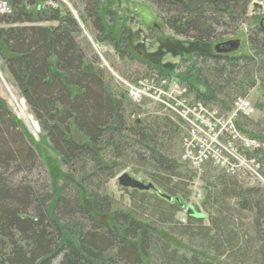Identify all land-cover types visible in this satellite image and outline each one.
Wrapping results in <instances>:
<instances>
[{
	"label": "trees",
	"instance_id": "16d2710c",
	"mask_svg": "<svg viewBox=\"0 0 264 264\" xmlns=\"http://www.w3.org/2000/svg\"><path fill=\"white\" fill-rule=\"evenodd\" d=\"M6 1L12 14L0 15V72L23 98L58 161L41 155L0 99V264H52L57 258L59 264H212L178 256L179 246L163 233L183 242L199 238V249L212 258L230 252L228 264H264V189L243 188L242 177L222 171L215 177L202 202L214 214L210 225L187 218L199 226L196 233L173 219L183 209L180 198L155 194L150 198L158 211L151 212L147 192L121 189L130 191L128 208L109 196L108 183L127 167L161 194L160 189L176 193L173 178L190 177L181 174L176 160L184 123L161 112H145L139 119V106L125 100L123 89L125 96L112 93L104 72L87 66V49L78 43V25L68 11L42 7V0ZM141 1L179 37L157 41V55L185 65L176 75L175 64L137 58L134 35L123 25L104 28L95 0H79L80 20L89 23L98 41L112 45L119 60L152 64L159 77L175 79L195 101L223 114L231 111L235 96L244 98L256 88L258 78L264 82V10L249 18L252 0ZM247 21L253 27L245 30L241 26ZM47 23L55 25L43 26ZM240 37L247 50L239 54L211 49ZM240 118L245 116L237 118V128L259 140L248 135ZM257 156L264 157V148ZM206 165L212 166L201 169ZM41 167V180H31ZM231 199L238 201L237 210L228 206ZM242 212L252 214L250 232L234 234L231 226Z\"/></svg>",
	"mask_w": 264,
	"mask_h": 264
},
{
	"label": "rangeland",
	"instance_id": "374dc122",
	"mask_svg": "<svg viewBox=\"0 0 264 264\" xmlns=\"http://www.w3.org/2000/svg\"><path fill=\"white\" fill-rule=\"evenodd\" d=\"M56 1L55 3L58 4V7L60 10H66L70 13V15L74 18V20L77 22L79 33L77 35V41L82 46V48L87 49V66H90L91 69H99L104 72L105 80L107 81V84L109 88L111 89L112 93L115 92V94H118L120 96L123 95L122 88L116 83L115 78L111 75L110 71L107 69V67L118 76V78H122L124 80L128 81H135L138 79H146L149 76H158L159 72L156 70H153L150 65L146 64H139L138 62L127 61V60H119V57H117L115 51L113 52L114 48L111 44L100 42L96 39L94 31L91 29V26L89 23L84 24L81 22L80 18L83 15L82 9L83 6L79 2V0H64L63 1ZM257 2L259 5L262 6V10H256L249 7V13L248 17L253 18L254 16L263 15L264 10V0H253ZM95 2L99 5L100 15L102 16V19L104 21V28H119L120 26L124 25L125 28L129 29L132 32V35H134V39L132 40V44L135 42L138 43L141 40V36L148 38L151 40V38L156 34V28H139L138 25L142 24L143 22L148 24H157L160 27V34L155 35L156 38H158L155 41H163L167 37H174L178 38V36L174 35L172 31L168 30L160 21L159 17L155 13L154 9H152L147 3L142 2L141 0H95ZM42 7H46L43 2H41ZM113 18V19H111ZM113 20V21H112ZM55 23H47L43 26H54ZM252 22H245L241 26V28L247 30L246 28H251ZM253 27V26H252ZM139 31L141 32V35H138L136 38L135 32ZM181 39V38H180ZM240 41V48L238 51H236V54H239L242 52L243 49H246V41L245 37H240L238 39ZM155 41H153V45L155 44ZM164 47H166L167 44H163ZM154 47L153 46H147L146 52L147 53H153ZM245 51V50H244ZM252 53V52H251ZM137 56V55H136ZM155 57L150 58L151 61L155 60ZM161 64L163 63H171L175 64L177 67V70L175 71V75L178 72H181L185 65L179 58H171V56H162L161 57ZM199 62V61H197ZM107 66V67H106ZM153 66V65H152ZM1 68V67H0ZM1 73V72H0ZM4 78V81L6 80V75L2 76ZM113 78V79H112ZM150 78V77H149ZM7 87L9 88L10 93L5 88L4 84L0 80V99H2L11 113V115L21 123V125L26 129V131L30 134L32 137L33 142L38 147V151L41 153L42 156L50 157L54 160L58 161V158L55 154H53L50 151V147L48 145L47 140L44 137V134L41 130V127L39 123L34 119L32 114L29 112L27 106L25 105V102L23 103L25 105L26 111L28 113L29 119H30V126L26 124V122L19 116L17 105L14 101V99L18 101H22L23 98L18 93L17 89H15L13 86L9 85L7 83V80L5 81ZM191 99L194 100V94H190ZM240 96H235L233 98L237 100V98ZM124 98V97H123ZM126 98V97H125ZM124 98V99H125ZM240 99H246L249 102V105L251 107V113L249 116H245V118H240V124L243 125V127L246 129L248 135L256 136L260 139H264V82H260L259 78L257 79V85L256 88L249 91L247 96ZM127 102H130L133 105H136L132 103L131 101L125 99ZM24 101V100H23ZM141 111V116L139 119H144L145 116L143 114L145 112H149L151 114L161 112L162 114H166L170 117L171 120H174L175 118L170 116L168 113L162 110V108H158L157 106H154L153 104L144 101L142 106L138 105ZM211 106L218 107L217 104H211ZM182 137V136H181ZM182 139V138H181ZM259 139V140H260ZM178 152V151H177ZM176 160L178 165L180 166L179 170L181 174L184 176H190L187 177V179H177L173 178L172 184H178L176 190V193H170L168 191L160 189L162 193H164L167 197L170 198H180L181 202L184 204V206H192L196 212L204 214L203 219L201 220V227H208L210 225V220L214 218V214L212 211H207L202 207V202L207 198L209 195L208 192L212 189V186L215 184V177L216 176H222V172H220L218 169L214 168L213 166L206 165L201 169L202 171L197 172L191 167H189L186 163L182 162L181 160V145L179 142V152L176 153ZM260 160V175L263 179V181H259L257 179H253L248 176H243L239 180L240 184L243 188H256L261 187L264 189V157L259 156ZM41 170H37L35 172L31 173V180H38L40 181L42 178V174H44V168L41 167ZM127 172L130 176L134 177L135 179L139 181H145L146 177L143 174H136L132 171L130 167H127L117 173V175L121 172ZM42 175V176H39ZM204 178V179H203ZM40 179V180H39ZM122 188H119L117 186L116 180L112 179L108 185H107V192L109 196H112L117 202H119L122 206V208H128L131 207V200H130V191L129 192H123L121 190ZM148 198L146 201L147 209L148 211L151 210V212L158 211L156 206L154 205V202L150 197L154 196L155 193L153 192H147ZM237 202L235 199H231L227 201V204L230 208L237 210ZM155 206V207H154ZM149 216V214L147 215ZM188 216H186L183 209H180L174 216V220L180 224L181 226H185L187 224H190L188 222ZM252 214L242 212L240 215H237L235 217V224L236 227L231 226V228L234 230L233 233L237 234L239 233H248L250 232V223L252 220ZM99 220L105 221V217H98ZM145 220V219H144ZM243 225L244 229H240L239 226ZM238 226V227H237ZM191 227V228H190ZM166 228V227H163ZM194 229L193 232H197L199 229V226L197 224H190L187 228ZM238 229V230H237ZM240 229V230H239ZM163 238L169 241H173L172 243L179 246L177 250L179 251L178 256L187 255L188 257H198L200 260H207L210 261L212 264H228L231 260L229 259L230 252H224L222 255L218 258H212L211 252H204L200 250L201 243L197 241V239H193L195 241H188L184 237V241L178 240V238L170 237V235H167L165 233L162 234ZM191 244L189 245L188 242ZM182 247L184 249H182ZM181 248V249H180ZM245 250V249H244ZM252 251L248 252V255L251 256ZM199 255V256H198ZM201 255V257H200ZM248 261V260H247ZM250 261V260H249ZM60 258H57L52 262V264H59ZM248 263V262H246ZM152 264V263H149ZM236 264V263H234ZM237 264H243L241 261H238ZM262 264V263H257Z\"/></svg>",
	"mask_w": 264,
	"mask_h": 264
},
{
	"label": "built area",
	"instance_id": "2783aa9c",
	"mask_svg": "<svg viewBox=\"0 0 264 264\" xmlns=\"http://www.w3.org/2000/svg\"><path fill=\"white\" fill-rule=\"evenodd\" d=\"M45 6L58 7L54 0H42ZM63 1L64 0H57ZM6 0H0V15H11ZM107 67V66H106ZM129 101L142 105L144 101L159 106L185 125L181 140V160L197 172L209 163L229 176H248L263 181L257 153L264 143L242 133L236 126L239 116H249L251 107L246 99H237L230 112L223 114L191 99L187 89L171 78L128 81L118 78L108 67Z\"/></svg>",
	"mask_w": 264,
	"mask_h": 264
},
{
	"label": "water",
	"instance_id": "95a60500",
	"mask_svg": "<svg viewBox=\"0 0 264 264\" xmlns=\"http://www.w3.org/2000/svg\"><path fill=\"white\" fill-rule=\"evenodd\" d=\"M253 9L256 10H262V6L259 5L257 2L252 1L251 4ZM240 41L239 40H231V41H227L224 42L222 44H217L215 46H213L211 49L216 52V53H233L238 51V49L240 48ZM206 52H210L209 47L206 49ZM163 56V54H159L156 55V60L157 62H160L161 57ZM0 80L1 82L4 84L5 88L7 89V91L10 93L9 88L7 87L1 73H0ZM10 95L12 96V94L10 93ZM13 97V96H12ZM22 102L24 103V101L22 100ZM28 125V124H27ZM117 186L119 188L122 189H129V190H135L138 192H153L163 198H166L167 200H171L170 197H167L164 194H161L159 192V190L153 185L151 184L149 181H139L137 179H135L134 177L130 176L127 172H121L119 173L116 177H115ZM186 216L188 217H194L197 219L203 218V214L198 213L194 210V208L192 206H182Z\"/></svg>",
	"mask_w": 264,
	"mask_h": 264
},
{
	"label": "flooded vegetation",
	"instance_id": "af4514ba",
	"mask_svg": "<svg viewBox=\"0 0 264 264\" xmlns=\"http://www.w3.org/2000/svg\"><path fill=\"white\" fill-rule=\"evenodd\" d=\"M138 26H139V28H156V34L157 35L160 34V27L157 24H151L150 25L148 23L143 22L142 24H140ZM122 27L125 28L124 25ZM135 35H136V38H138L137 36L141 35V32L136 31ZM155 35L151 38V40L141 36V40L138 43L135 42L133 44L134 46L132 47V51L136 53L137 58L150 60V58L155 57L159 52H161V50H160L161 45H159V43H157V41H155L158 39V38H156ZM153 41H155L154 45H153ZM147 46H153L154 47V51H153L154 54L146 52Z\"/></svg>",
	"mask_w": 264,
	"mask_h": 264
},
{
	"label": "bare ground",
	"instance_id": "6f19581e",
	"mask_svg": "<svg viewBox=\"0 0 264 264\" xmlns=\"http://www.w3.org/2000/svg\"><path fill=\"white\" fill-rule=\"evenodd\" d=\"M16 105H17V110L19 113V116L30 126L31 122L28 116V113L26 111L25 105L22 103V101H18L14 99Z\"/></svg>",
	"mask_w": 264,
	"mask_h": 264
}]
</instances>
